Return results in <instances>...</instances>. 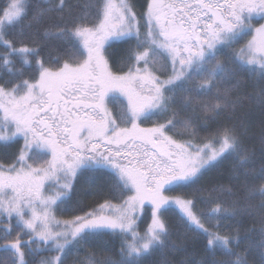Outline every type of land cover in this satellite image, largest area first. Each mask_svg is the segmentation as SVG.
<instances>
[{"label":"snow or ice","instance_id":"obj_1","mask_svg":"<svg viewBox=\"0 0 264 264\" xmlns=\"http://www.w3.org/2000/svg\"><path fill=\"white\" fill-rule=\"evenodd\" d=\"M137 7L0 0V264H264V0Z\"/></svg>","mask_w":264,"mask_h":264},{"label":"trees","instance_id":"obj_2","mask_svg":"<svg viewBox=\"0 0 264 264\" xmlns=\"http://www.w3.org/2000/svg\"><path fill=\"white\" fill-rule=\"evenodd\" d=\"M136 4L138 5L137 7V11L139 12V5H142L145 3V0H135ZM145 126H151V125H145ZM169 222H174V217H169ZM146 225H144L145 227ZM118 246H119V240H115L113 243H112V248H113V252L110 253L111 255H115V252L118 251ZM5 257V254L0 251V259L4 258ZM160 257L159 256H156V257H153L152 260L153 261H157L159 260ZM170 259L173 261V264H179V261L181 259H183V254L182 253H173L170 255Z\"/></svg>","mask_w":264,"mask_h":264},{"label":"rangeland","instance_id":"obj_3","mask_svg":"<svg viewBox=\"0 0 264 264\" xmlns=\"http://www.w3.org/2000/svg\"><path fill=\"white\" fill-rule=\"evenodd\" d=\"M144 225L141 226V228L143 229Z\"/></svg>","mask_w":264,"mask_h":264}]
</instances>
